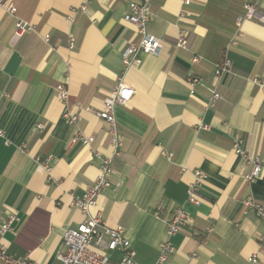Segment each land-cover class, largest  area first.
<instances>
[{
    "label": "crops",
    "instance_id": "crops-1",
    "mask_svg": "<svg viewBox=\"0 0 264 264\" xmlns=\"http://www.w3.org/2000/svg\"><path fill=\"white\" fill-rule=\"evenodd\" d=\"M133 1L140 0H14L16 16L34 26L16 41L15 18L0 7V225L16 216L0 244L14 258L59 264L63 232L86 219L72 201L111 153L96 112L123 82L133 94L114 107L121 151L112 159L110 185L90 213L124 229L138 264H155L165 240L173 250L163 264L264 258V218L242 214L245 197L264 206V92L254 83L264 82V24L244 20L242 36L229 45L244 5L253 3L264 14V0H151L147 31L160 40V51L139 53L141 63L126 67L121 53L138 40L123 19ZM182 31L186 45L178 48ZM193 56L200 59L193 62ZM224 56L231 70L215 77V63ZM188 74L199 80L192 91ZM58 83L67 88L69 107H79L76 127L93 138L91 144L70 142L75 130L62 117L66 105L56 97ZM211 91L219 94L212 106ZM240 138L245 156L234 150ZM49 156L47 172L40 160ZM255 156L261 174L245 182L246 159ZM195 170L205 178L199 204L188 205ZM178 206L193 225L168 237L166 219ZM109 256L117 260L120 253Z\"/></svg>",
    "mask_w": 264,
    "mask_h": 264
},
{
    "label": "built area",
    "instance_id": "built-area-1",
    "mask_svg": "<svg viewBox=\"0 0 264 264\" xmlns=\"http://www.w3.org/2000/svg\"><path fill=\"white\" fill-rule=\"evenodd\" d=\"M89 1V0H85ZM192 0H180L182 5L189 4ZM151 0H140L129 2V11L123 19L134 27V35L138 38L137 41H130L121 53V60L124 66L139 65L141 58L139 53L142 54H158L161 47L160 40L149 34L147 31V24L152 18L150 9ZM0 7L6 13L15 18L14 32L12 41H16L22 34L34 31L32 23L26 22L16 16L17 7L14 0H0ZM84 7H82L83 9ZM245 12L236 16L235 25L236 31L231 38L229 45H235L237 38L242 36L241 25L244 20H253L257 23L264 24V14L259 12L253 3L244 5ZM44 40L48 41V34H44ZM178 48L186 45L185 33L182 31L174 44ZM74 39H69V48H73ZM200 58L193 56V62L198 61ZM232 62L230 58L223 57L214 66V76L219 77L224 73L230 72ZM188 85L192 87L198 84L199 80L193 75H186L184 77ZM254 83L264 92V82L254 80ZM56 97L66 105V109L62 113V117L66 122L74 127L73 134L70 142L74 143L78 140L85 145L91 144L93 138L86 137L76 127L81 119L79 107L76 104L69 107V94L65 84L58 83L55 86ZM133 94V89L128 85L120 82L117 84L104 100L101 110L96 112L98 118L102 121L105 131L109 136V143L111 153L102 158V164L98 176L93 183L89 185L84 193L73 199L72 205L79 209L86 217V219L74 228H66L62 234L61 247L56 256L59 264H138L135 261V251L131 248L128 238L125 236L124 229L121 226L109 227L99 212L90 213V208L96 204L98 195L103 188L110 185V175L112 173V159L120 154L122 147L121 136L117 130L116 119L114 115V107L117 105L126 104ZM219 94L211 91L209 105H213L218 99ZM201 127H205L200 125ZM38 128L43 127L41 124L37 125ZM76 127V128H75ZM1 135V132H0ZM243 139H238L234 142V150L236 153L245 156V151L242 147ZM51 157H46L40 160L41 167L49 172L52 166ZM250 164V170L242 174V179L245 182H252L258 178L262 171L261 160L258 156L246 159L245 165ZM205 178V174L201 170L194 171V180L186 189V202L191 205H198L200 199L197 195L199 191V183ZM242 214L247 215L249 212L254 213L257 217L264 218V206L254 200L252 197H245L242 200ZM156 214L159 215L158 209ZM16 219V216L9 214L0 225V236L5 232L11 230V223ZM193 225V218L187 214L185 208L178 206L173 209L172 214L166 219V235L172 236L179 232L183 227ZM159 256L155 264H163L167 253L173 250L170 242L165 240L159 246ZM118 251L120 257L117 260L110 258L109 253ZM0 264H35L29 259V256L23 258H14L7 254L5 248L0 244ZM246 264H264V258H260L257 254L250 255Z\"/></svg>",
    "mask_w": 264,
    "mask_h": 264
}]
</instances>
